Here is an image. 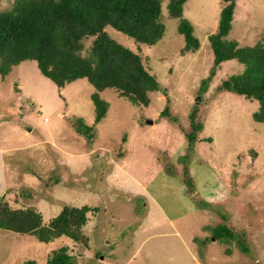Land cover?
Segmentation results:
<instances>
[{
    "label": "rangeland",
    "instance_id": "1",
    "mask_svg": "<svg viewBox=\"0 0 264 264\" xmlns=\"http://www.w3.org/2000/svg\"><path fill=\"white\" fill-rule=\"evenodd\" d=\"M166 1L160 0L163 35L152 44L104 26L155 75L159 87L147 91L146 105L105 87L99 96L108 105L93 123L94 88L85 77L65 83L59 94L32 59L0 76V198L34 206L42 223L63 204L89 207L82 226L86 245L63 235L40 241L0 228V264L28 258L45 264L61 245L71 264H264V122L251 117L255 99L216 88L242 69L241 62L222 60L209 76L207 36L223 1L183 2L182 16L199 42L183 52L178 18L167 13ZM234 2L225 37L251 45L264 32V0ZM11 4L0 0V9ZM91 38L83 39L82 52ZM165 105L168 115L160 114ZM195 107L204 140L192 150L189 170L196 183L189 191L177 159L186 149L187 115ZM75 118L93 124L91 141L75 130ZM165 162L175 166L174 173ZM216 223L245 233L247 250L214 238Z\"/></svg>",
    "mask_w": 264,
    "mask_h": 264
},
{
    "label": "trees",
    "instance_id": "2",
    "mask_svg": "<svg viewBox=\"0 0 264 264\" xmlns=\"http://www.w3.org/2000/svg\"><path fill=\"white\" fill-rule=\"evenodd\" d=\"M184 1L167 0L165 3L167 13L178 18L176 28L184 39L180 52L199 46L190 23L182 16ZM222 1L215 30L207 36L212 50L209 76L222 60L233 58L241 62L242 69L228 74L216 88L255 99L257 108L251 112V117L264 122V32L251 45H239L237 40L226 38L235 2ZM160 9V0H12L10 7L0 9V76L3 77L12 65L32 59L39 72L56 85L58 93L65 83L85 77L94 88L90 93L93 123L103 117L107 108V101L99 96V91L105 87L115 89L132 103L146 105L149 101L147 91L159 87L155 75L137 51L110 37L104 26L125 32L135 41L152 44L164 31ZM90 35L92 38L82 52L83 39ZM196 110L195 107L188 112V129L184 130L186 149L177 159L181 165V179L189 191L195 189V180L189 170L192 150L195 142L204 140L198 137L202 122ZM160 114H169L166 105ZM72 125L78 133L92 140L93 124L75 118ZM165 163V170L174 173L175 166ZM88 210L86 205L63 204L47 223H42L41 214L34 206H13L0 198V228L31 233L40 241L63 235L86 245L88 238L82 226ZM211 233L214 238L234 240L241 250H247L242 245L245 233L232 230L226 223H216ZM16 264L37 263L28 258ZM45 264H71L67 247L61 245L52 249Z\"/></svg>",
    "mask_w": 264,
    "mask_h": 264
},
{
    "label": "water",
    "instance_id": "3",
    "mask_svg": "<svg viewBox=\"0 0 264 264\" xmlns=\"http://www.w3.org/2000/svg\"><path fill=\"white\" fill-rule=\"evenodd\" d=\"M147 122H149V123H150V122H151V119H148V120H147Z\"/></svg>",
    "mask_w": 264,
    "mask_h": 264
},
{
    "label": "crops",
    "instance_id": "4",
    "mask_svg": "<svg viewBox=\"0 0 264 264\" xmlns=\"http://www.w3.org/2000/svg\"><path fill=\"white\" fill-rule=\"evenodd\" d=\"M191 173H192V172H191ZM175 176H176V175H175ZM192 176H193V175H192ZM195 183H196V182H195ZM210 197H213V196H212V195H210V196H209V198H210Z\"/></svg>",
    "mask_w": 264,
    "mask_h": 264
}]
</instances>
